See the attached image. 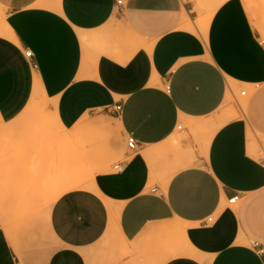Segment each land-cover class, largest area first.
Here are the masks:
<instances>
[{
	"label": "crops",
	"instance_id": "0c3cea01",
	"mask_svg": "<svg viewBox=\"0 0 264 264\" xmlns=\"http://www.w3.org/2000/svg\"><path fill=\"white\" fill-rule=\"evenodd\" d=\"M117 1L0 0V223L27 224L0 227V264H264V44L244 1L203 31L213 0ZM233 89L245 108L220 123ZM65 185L6 213L7 192Z\"/></svg>",
	"mask_w": 264,
	"mask_h": 264
},
{
	"label": "rangeland",
	"instance_id": "374dc122",
	"mask_svg": "<svg viewBox=\"0 0 264 264\" xmlns=\"http://www.w3.org/2000/svg\"><path fill=\"white\" fill-rule=\"evenodd\" d=\"M244 4L246 6L247 12L250 16V19L253 23V26L258 34V36L261 38V41L264 44V0H243ZM214 3L215 0H213L211 3H208L204 6V10L207 11V15L205 16L204 21H208L211 13L214 11ZM245 89L242 90H237L233 89L232 95L229 101L226 100L224 106H223V111H224V116L228 114V109L229 108H245L244 102L245 99L241 96V92L244 91ZM247 91V90H246ZM248 92V91H247ZM45 134H48L46 131ZM97 135L96 133H94ZM252 134V133H251ZM252 138L256 142V147H257V153H258V158L264 161V138L259 137L258 135L252 134ZM121 137L118 131H115L113 133H110V146L114 149L120 150L121 148L119 147L118 143H120ZM126 140H125V146H126ZM61 151H62V156L64 157L62 162H64L65 165V173L61 175L62 182H67L71 177L74 178L76 175H70L68 172V167L67 163L69 161V151H68V145L61 143ZM119 160L116 159L114 161H111V165L117 164ZM111 169V167H110ZM47 182V180H46ZM55 190H45V191H28V192H7L11 193L13 196V205L14 207H11L8 209L6 213L7 215H16L19 217L23 213L27 212H36L37 209H39L40 206H46L48 207L50 204H52V195L55 193ZM6 192H0V194H4ZM19 203L18 205H16ZM19 206V208H17ZM20 206H27L25 208H21ZM5 213V211H2ZM12 213V214H9ZM23 226H27L25 223H19V222H1L0 227L3 229L7 230L9 232L10 236H13L12 234L14 232H19Z\"/></svg>",
	"mask_w": 264,
	"mask_h": 264
},
{
	"label": "bare ground",
	"instance_id": "6f19581e",
	"mask_svg": "<svg viewBox=\"0 0 264 264\" xmlns=\"http://www.w3.org/2000/svg\"><path fill=\"white\" fill-rule=\"evenodd\" d=\"M224 0H215V3H214V7L216 8L219 4H221ZM214 8V9H215ZM208 22V21H207ZM207 22L206 21H203V23L199 26L200 30L203 31L204 28L206 27L207 25ZM189 28L193 30V26L191 25V23H189ZM231 95H232V91L231 92H228V95H227V101L230 100L231 98ZM228 114L222 119V122L220 123H223L224 121L226 120H229V119H233V118H236V117H239L240 116V110L236 109V108H229L228 109ZM217 128V127H216ZM216 128H213V130H215ZM250 147H249V153L255 157L258 156V153H257V147H256V142L254 141V139L252 138V134L250 133ZM258 158V157H257ZM65 171V170H64ZM66 172V171H65ZM69 172V170H68ZM73 185H65L64 187H62L61 190H55L56 192L52 195V203L60 196L62 195L63 193H65L69 188H72Z\"/></svg>",
	"mask_w": 264,
	"mask_h": 264
},
{
	"label": "built area",
	"instance_id": "2783aa9c",
	"mask_svg": "<svg viewBox=\"0 0 264 264\" xmlns=\"http://www.w3.org/2000/svg\"><path fill=\"white\" fill-rule=\"evenodd\" d=\"M117 3H118V6H122V5H123V0H118ZM26 55H27V57H29V58L32 57V53H31L30 51H27V52H26ZM241 96H242V97L247 96V91H246V90L242 91V92H241ZM115 110L118 111V112H120V111L122 110V106H121V105H117V106H115ZM178 129H181V126H179ZM127 147H128V149H129L130 151H132V152L135 151V150L137 149V147H138V143L136 142V140H135L132 136H129V137L127 138ZM115 168H116L117 170H119V166H116ZM237 200H238V197L232 198V199L229 201V203H230V204H236ZM212 222H213V217H209V218L207 219V221H206V223H212ZM253 246H254V247H258V244L253 242Z\"/></svg>",
	"mask_w": 264,
	"mask_h": 264
}]
</instances>
